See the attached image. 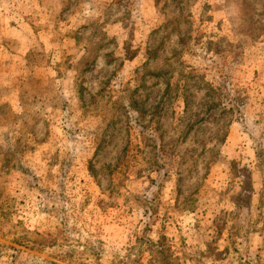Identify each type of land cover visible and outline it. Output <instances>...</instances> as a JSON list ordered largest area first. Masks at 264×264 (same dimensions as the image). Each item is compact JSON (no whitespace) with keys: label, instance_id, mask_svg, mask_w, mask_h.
I'll return each instance as SVG.
<instances>
[{"label":"rangeland","instance_id":"rangeland-1","mask_svg":"<svg viewBox=\"0 0 264 264\" xmlns=\"http://www.w3.org/2000/svg\"><path fill=\"white\" fill-rule=\"evenodd\" d=\"M0 264H264V0H0Z\"/></svg>","mask_w":264,"mask_h":264}]
</instances>
